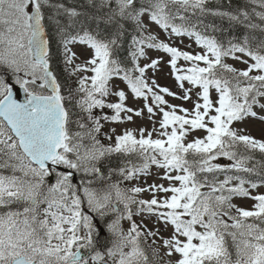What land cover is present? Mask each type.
<instances>
[{
    "label": "snow or ice",
    "instance_id": "1",
    "mask_svg": "<svg viewBox=\"0 0 264 264\" xmlns=\"http://www.w3.org/2000/svg\"><path fill=\"white\" fill-rule=\"evenodd\" d=\"M233 3L0 0V264H264V139L236 127L264 122V0Z\"/></svg>",
    "mask_w": 264,
    "mask_h": 264
},
{
    "label": "rangeland",
    "instance_id": "2",
    "mask_svg": "<svg viewBox=\"0 0 264 264\" xmlns=\"http://www.w3.org/2000/svg\"><path fill=\"white\" fill-rule=\"evenodd\" d=\"M145 23L149 24L150 31L154 34H157L161 40L166 39V34L164 32H162L155 24H151L148 21L147 17H145ZM170 42L173 43L175 46H178L182 49L185 48V45H191L190 47L185 49V50L190 51V52L194 51V50L200 51V49L194 43H192V41L189 40L187 37L173 38L172 41H170ZM73 51L77 52V54L80 55L82 59L86 55H88V53L84 52V50L81 49L79 46L73 48ZM148 55H149V57H151L153 59L163 57V62L160 65V70L155 73L154 78L156 79V81L160 85L165 86V87H169L174 92H178L179 89L176 86L175 80L170 75V69L166 63V61L168 60L167 55H165L163 52H159L156 50H150L148 52ZM147 62L148 61L142 60L141 64L147 63ZM180 63H184V62L181 61ZM228 63L234 64L237 68H243L244 67L243 64L237 63V62L232 61V60H228ZM147 74H148V76H153V72L151 70H149ZM113 83H114V85L119 86V88H123V89H125V91H127L126 85L122 81L116 80ZM186 87H187V85H186ZM166 98L172 104H183V106L186 108H190L192 106L191 101L184 102L181 100L173 99L171 97H166ZM111 99L113 101H115L116 98L112 97ZM193 99H195V96H193ZM128 105L130 107H133V108H141L143 106V100H135L131 97V94L129 93ZM157 119H159V117H157ZM141 127L148 128V129H151V127H152L151 122L147 118L146 112H145V116L143 118L134 117V122H126L123 124H111V123L108 124V128L111 131V135H112V129H115V134H120L127 128L138 129ZM236 127L245 129L247 134H251L252 136H254L256 138L264 139V122H261L259 120L249 119V120L244 121L243 123L237 124ZM203 134L204 133H202V132H196L193 135L194 136H202ZM189 139H191V137H189ZM152 171H153V173H155L156 169L153 168ZM145 179L147 180V183H149V184L153 183L154 181L156 183H167L166 181L159 180L156 175H152V176H148V177H142L139 181H133V183H139L141 186H143ZM258 191L264 192V187L258 189ZM143 198L148 199V198H150V195L148 193H144ZM234 203H237V204L244 206V207H249V206H251L252 201L237 198L234 200ZM137 218L139 220L141 219L140 217H137ZM144 222L146 224H148L149 227H154L152 219H145ZM126 227H127V224H125V228ZM161 231H162V234L165 236H167L169 234L168 232H164L162 227H161ZM161 255H163L162 252H161Z\"/></svg>",
    "mask_w": 264,
    "mask_h": 264
},
{
    "label": "trees",
    "instance_id": "3",
    "mask_svg": "<svg viewBox=\"0 0 264 264\" xmlns=\"http://www.w3.org/2000/svg\"><path fill=\"white\" fill-rule=\"evenodd\" d=\"M237 3L242 5L244 3V0H236V3H233L232 7H236ZM207 22H212L211 18H209V20H206V23ZM214 22L217 24V27H221V23H220L219 20H216ZM223 27L225 28V31L223 33L217 32V33H214V34L217 36L218 39H221L222 41H227V39L229 38L228 31H227V25L224 24ZM127 47H128V45L125 46L126 49H127ZM56 66H57L58 71L60 72L62 83H64L67 86V80H68L67 72L63 71V64L60 61L59 57H57V65ZM106 110L107 109H104V111H106ZM101 139L104 142V137L103 136H101ZM117 163H118V161H116L114 159L112 161V166L115 167Z\"/></svg>",
    "mask_w": 264,
    "mask_h": 264
}]
</instances>
